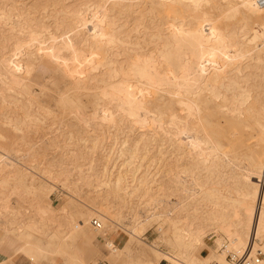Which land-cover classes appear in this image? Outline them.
Masks as SVG:
<instances>
[{"label": "rangeland", "instance_id": "obj_1", "mask_svg": "<svg viewBox=\"0 0 264 264\" xmlns=\"http://www.w3.org/2000/svg\"><path fill=\"white\" fill-rule=\"evenodd\" d=\"M263 29L264 5L250 9L243 0H0V155L14 161L0 165V235L16 243L0 242L28 260L17 246L31 242L25 251L39 264H177L161 253L174 255L178 231L179 264L201 256L232 264V255L256 256L235 252L244 228L255 231L262 259L258 218L241 215L233 199L241 198L243 168H257L248 154L253 165L264 163V133L255 132L264 114ZM167 41L179 49L174 60L159 55ZM143 65L149 84L134 72ZM178 73L217 89L238 79L242 123L213 117L220 134H206L203 113L187 116L180 101L210 93L194 84L182 92ZM117 82L132 86L126 101ZM154 92L169 103L163 113ZM237 95L214 102L234 105ZM199 140L217 144L205 164L219 166H193L206 151ZM94 216L113 249L98 240Z\"/></svg>", "mask_w": 264, "mask_h": 264}, {"label": "bare ground", "instance_id": "obj_2", "mask_svg": "<svg viewBox=\"0 0 264 264\" xmlns=\"http://www.w3.org/2000/svg\"><path fill=\"white\" fill-rule=\"evenodd\" d=\"M162 1H169V0H162ZM171 1H178V0H171ZM181 1H184V0H181ZM190 2V4L192 5H195V6H200L202 4H205L207 3L209 0H188ZM244 4L246 6H248L250 9H255L257 8L258 6L255 5L254 3V0H243ZM247 30V28H246ZM264 30V29H263ZM261 33V32H260ZM264 34V31L262 32ZM261 33V34H262ZM102 31L98 33V36H99V39L100 37L102 36ZM185 37H183V40ZM96 40V39H95ZM63 42V41H62ZM98 42V41H96ZM111 42L110 39H107V43ZM171 43L169 41L165 42V45H164V48L161 49L159 51V55L160 57H164L165 58H173L174 60V57L176 54H177V50H179L178 48H173L171 45ZM181 45V44H180ZM51 46V45H50ZM179 46V45H178ZM26 47V46H25ZM66 47V46H65ZM64 47V48H65ZM62 49V48H61ZM49 51V50H48ZM39 52V51H38ZM52 52V51H50ZM49 52V53H50ZM54 52V50H53ZM52 52V54H54ZM75 52V51H74ZM200 52V51H199ZM35 53V52H34ZM222 53V52H221ZM28 54V53H26ZM198 54V53H197ZM55 56V55H54ZM179 57V56H177ZM176 57V58H177ZM201 57V56H200ZM203 57V56H202ZM198 57H196L197 59ZM222 58L226 61V63H228V60H229V57L227 56H222ZM234 58V57H232ZM66 60V59H65ZM64 60V61H65ZM71 60V59H70ZM84 60V59H83ZM170 61V60H169ZM194 61V60H193ZM249 64H245L241 65V71H242V68L244 67H247ZM262 65L264 66V62L262 63ZM232 70V69H231ZM175 72H179L177 70H174ZM230 71V70H229ZM135 72V75H137L138 77H142V78H145L146 79V83L149 84V79H147V76L149 75V69L146 67V66H140L138 67L137 69L134 70ZM217 73V71H216ZM178 75L180 76L179 78L175 79V81L177 82V85L178 87L181 86L183 91L182 92H188V89H189V86L191 85L193 88V84L195 85V88H197L198 86H201V89L203 90H207L209 93H210V98H207L205 99L204 101L201 99L200 95H196L195 96V99L192 100L191 102V105L188 104L186 101L184 100H181V102L184 103L185 107H186V115L189 114V116L191 115V113L193 114V117L196 116L198 113H203L204 115V118H205V121H206V127H202L203 130L206 132V134H211V136H214V134L217 136L220 134V131L219 129H217V126L215 124H213V121H210V118H213L215 117V121L218 120L217 122L218 123H221V121H236V122H241L242 123V120H241V108L240 106L237 104V102H242L243 99H245V94H243V92H241V90H239V80L234 78H230L227 82H220V86H221V89H217L216 87L212 86L210 83H207L205 82L203 85H199V82H198V79L195 80L193 78H191L189 76L188 73H185V74H180L178 73ZM231 76V75H230ZM201 77V76H200ZM238 78V77H237ZM183 80V81H182ZM201 80V79H200ZM116 81V80H115ZM140 81V79H139ZM144 81V80H143ZM175 82V83H176ZM241 82V81H240ZM259 85L262 86L264 85V76H262L260 78V80L258 81ZM150 85H153L152 83ZM131 88L132 86L130 84H128L127 82H117L116 85H115V91L117 92H120V91H123L124 92V95H125V98H123L124 101H126V98H129L130 96H127V92H130L131 91ZM244 88V87H243ZM144 89V88H143ZM156 89V88H155ZM200 89V90H201ZM142 90V88H141ZM140 90V91H141ZM145 90V89H144ZM181 90V89H180ZM178 89V91H180ZM199 90V93L202 91ZM239 90V91H238ZM194 92V90H192ZM191 91V92H192ZM228 91H232L233 92V96L238 94L236 100H232L234 103V105H230V106H227V105H222V104H218V103H215L214 100L217 99V98H220L223 102L226 101V96H225V93L228 92ZM164 93H166V91H162ZM239 92V93H238ZM156 94V96H159L161 99H160V106H159V109H158V113H163L164 111L168 110L169 108V103L165 102V99L163 98V96L158 93V92H154ZM177 93V92H176ZM175 93V94H176ZM185 94V93H184ZM187 94L190 95V93L188 92ZM108 95V94H107ZM109 96V95H108ZM229 96V95H228ZM105 97V96H104ZM231 97V96H230ZM229 98V97H228ZM107 99V96L106 98ZM232 99V97H231ZM230 99V100H231ZM115 100V99H114ZM113 100V101H114ZM118 101V100H117ZM144 101H145V98H144ZM171 101V100H170ZM236 101V102H235ZM231 102V101H230ZM121 103V102H120ZM130 104V103H129ZM118 105V104H117ZM121 105V104H120ZM119 105V106H120ZM118 106V107H119ZM122 106L124 107V104H122ZM126 106V105H125ZM128 107H130L128 104H127ZM123 107H121L122 109H124ZM128 107H125L126 109ZM133 108V107H132ZM125 109V110H126ZM130 109V108H129ZM184 109V108H183ZM185 110V109H184ZM248 111L251 110V109H247ZM127 111V110H126ZM130 112V111H129ZM132 112V111H131ZM185 112V111H184ZM135 113V112H133ZM131 115V113H130ZM174 118H177L179 116H177V114H173ZM185 116V115H184ZM188 116V115H187ZM192 116V115H191ZM256 116V115H255ZM112 117V116H111ZM181 117V116H180ZM188 118V117H187ZM190 118V117H189ZM255 118V117H254ZM185 119V118H184ZM264 120V114L261 112V113H258V118L256 120V131L257 133H264V123H262L261 121ZM175 121V120H174ZM254 122V120H253ZM224 124V123H223ZM222 124V126H223ZM247 124V122L245 123ZM236 125V124H235ZM248 125V124H247ZM252 125V124H251ZM241 126V125H240ZM249 126V125H248ZM219 127V126H218ZM226 128V126H224ZM223 127V128H224ZM235 127V126H234ZM251 127V126H250ZM252 127L254 128V126L252 125ZM230 128V127H229ZM227 128V129H229ZM241 128V127H239ZM225 130V129H224ZM231 129H229L230 131ZM234 130V129H232ZM231 130V131H232ZM251 130H253L251 128ZM244 132L241 130V134H246L247 136H252L253 137V133L251 132ZM223 131V130H222ZM227 131V130H225ZM235 132H238L239 131H235ZM223 133V132H222ZM226 133V132H225ZM224 133V134H225ZM231 133V132H230ZM234 133V132H233ZM259 133V134H260ZM223 134V135H224ZM235 134V133H234ZM227 135V133H226ZM237 135V134H236ZM236 135H235V138H236ZM257 135V134H256ZM234 136V135H233ZM232 136V137H233ZM240 136V135H239ZM238 136V137H239ZM191 137V136H190ZM225 138V137H224ZM228 138V137H227ZM234 138V137H233ZM236 140V139H235ZM240 140V139H239ZM230 142V141H229ZM238 142V141H237ZM205 145L206 147L203 148L202 145ZM236 143V142H235ZM235 143H234V146H235ZM263 143V142H262ZM193 143L190 142V145H192ZM196 144L201 145L200 146V149H204L206 151H204V153L202 154H199L201 158L200 160V163H196L195 165H193L194 167L196 166V168H206V167H209V168H213V166H219L217 165L214 160L210 163V164H205V162L211 157V154H210V151L209 149H212V147H216L217 144L216 143H209V142H206L204 143L202 140L200 142L197 141ZM237 144V143H236ZM240 144V143H239ZM256 145V144H255ZM262 145V144H260ZM233 146V145H232ZM233 146V147H234ZM241 146V144L239 145ZM257 147V146H256ZM261 147V146H260ZM236 148V146H235ZM198 155V156H199ZM248 162L251 166H254V167H257L255 170H252V169H249V167H245L243 168L245 171L244 173H241V200L237 199L236 197L233 199V203L237 206V207H241V215H243L245 218H249L250 216H256V218H258V221L255 223V229L258 231V233L261 235V237L264 239V163H260V164H256V165H253L255 163H252L253 161V157L252 155H249L248 154ZM243 157V156H242ZM13 157H11L9 154H3V155H0V165H3V166H11L14 164V161L12 160ZM187 171H192L191 169H187ZM191 174V173H190ZM251 178H254L255 180H252ZM192 181V179H191ZM195 181V179H194ZM246 183H251L253 184V187H248L246 186ZM114 187L116 189L119 188V180L116 181ZM210 193H214L213 190L210 189ZM204 195L206 197H210V198H213V199H216V201H219L217 200L218 198H220V196L218 195L217 197L216 196H210L208 195V192L207 190L204 191ZM160 214V213H159ZM213 214V213H212ZM160 216V215H159ZM20 228V227H19ZM19 230V229H18ZM86 231V230H84ZM80 233H82L81 231H79ZM176 232V231H175ZM84 233H82V235H84ZM194 234V233H193ZM255 234V231L254 230H244V228H241V242L239 241L237 243V245H235L234 249H235V252H241V254H247V255H250V256H253L255 252V244L253 243L252 241V236ZM134 235V234H133ZM85 236V235H84ZM89 236V235H88ZM174 240L170 243L171 246L173 247V253L174 255H172L171 253H166V252H162L161 253V256H165L166 258H170L172 261L174 262H177V264L180 263L179 259L177 258V256H179V253L176 251L178 249H180V247L184 246V241L182 240L183 238V234H181L180 232H176V234L174 235ZM90 237V236H89ZM87 240H89L90 238L88 237H85ZM194 240H200V238L197 236V235H194V237H192ZM90 241V240H89ZM201 246H204L206 245L203 241H201ZM208 244V243H207ZM229 246L227 247H230V244H228ZM263 249H264V243H263ZM262 249V250H263ZM256 257V256H255ZM253 257V259L255 258ZM219 262L221 264H226L224 262V260L219 257L218 258ZM205 257H197V264H205ZM217 264V263H216ZM253 264H264V257L262 259H259L258 262L256 263H253Z\"/></svg>", "mask_w": 264, "mask_h": 264}, {"label": "crops", "instance_id": "obj_3", "mask_svg": "<svg viewBox=\"0 0 264 264\" xmlns=\"http://www.w3.org/2000/svg\"><path fill=\"white\" fill-rule=\"evenodd\" d=\"M0 239L5 240L9 244H15L16 243L15 239H13L10 236L5 235V234L4 235L1 234ZM117 239L118 238H116L115 240H117ZM30 243L31 242L28 241L27 243L25 242L24 245H22V243L19 244L17 246V250L26 254L32 261L28 260L26 257H24L22 255H18L17 252H15V250L13 249V247L5 246L2 242H0V264H39V263L35 262L37 260V257L35 255L28 254L25 251V245H27V244L29 245ZM37 249H38V247H37ZM205 249L208 250V248H206V247H205ZM207 255H209V253L206 254L205 256H207Z\"/></svg>", "mask_w": 264, "mask_h": 264}, {"label": "built area", "instance_id": "obj_4", "mask_svg": "<svg viewBox=\"0 0 264 264\" xmlns=\"http://www.w3.org/2000/svg\"><path fill=\"white\" fill-rule=\"evenodd\" d=\"M256 6H263L264 5V0H255L254 1ZM91 222V226L94 228V230L99 231L100 234H98V240L105 246V248L111 250L114 247V244L112 241H110L108 234L105 232L104 228H103V223L100 219L99 216H94L91 218L90 220ZM261 257V251L258 250V252H256V257L252 260H249L247 257L243 258L242 261H240L241 256L240 257H235L234 255L230 256V260L232 261V264H237L240 261V264H252V263H256L259 261ZM211 264H216V262H213Z\"/></svg>", "mask_w": 264, "mask_h": 264}]
</instances>
